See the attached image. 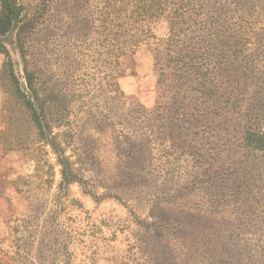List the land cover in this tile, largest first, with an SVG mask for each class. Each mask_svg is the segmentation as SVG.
I'll list each match as a JSON object with an SVG mask.
<instances>
[{
  "label": "rangeland",
  "instance_id": "1",
  "mask_svg": "<svg viewBox=\"0 0 264 264\" xmlns=\"http://www.w3.org/2000/svg\"><path fill=\"white\" fill-rule=\"evenodd\" d=\"M11 3L0 35V264H167L170 235L145 236L141 221L173 223L169 203L199 202L215 180L208 224L225 230L211 257L264 264V151L242 143L245 121L264 127V0ZM173 11L207 94L170 69L166 92L159 82L152 48Z\"/></svg>",
  "mask_w": 264,
  "mask_h": 264
},
{
  "label": "trees",
  "instance_id": "2",
  "mask_svg": "<svg viewBox=\"0 0 264 264\" xmlns=\"http://www.w3.org/2000/svg\"><path fill=\"white\" fill-rule=\"evenodd\" d=\"M141 11L147 13L145 7L141 8ZM157 11L161 12L162 8L157 9ZM13 14L14 8L11 0H0V35H4L9 30ZM152 16L153 14L148 15V17ZM167 28V37L158 39L152 48L155 51L156 63L160 64L161 75L159 82L162 84L164 91L166 92L170 86L167 83L168 73L166 71V69H170L171 75L176 80H182V83L184 78H186V80L196 84L201 93L207 94L209 91L206 86L207 73L198 63V56L195 55L194 50L191 48L190 39H187V42L185 41L183 44L179 43V36L183 33L184 28L177 11H173L169 19H167ZM231 28V24L227 21L223 25L222 30L226 31ZM150 36L156 38L153 33L147 35V37ZM1 46L2 53L8 58V51L3 45ZM12 78H14L13 75ZM108 84L111 85V83ZM24 104L31 110L33 120L39 126V129H42L40 114L38 117L37 111L31 105L29 99H24ZM167 108V105L163 106L164 110H167ZM174 110L178 112L179 107L176 106ZM242 134V143L246 149L264 151V127H258L254 122L245 121ZM61 173L66 179L67 173L64 168ZM215 182L217 183L216 188L220 189L222 183L217 180ZM218 189L205 190L207 194L199 202H193L190 197L182 202H170L167 209L174 222L169 225H166L167 221H161V224L156 222L149 223L147 220L141 221L139 229L144 232L145 236H148L150 227L159 232L165 231V233L170 235V240H167L166 245L173 253V256L167 257V264H221L222 262H229V258L219 257L214 259L216 248L218 246L221 247V245L213 242V236L215 233L225 229L208 224L212 222V218L216 217L219 212V210L215 211V198L216 193H218L216 190ZM187 194L188 192L185 195ZM165 210L166 207L163 211ZM147 250L148 247H145L144 253ZM212 253L214 257H211Z\"/></svg>",
  "mask_w": 264,
  "mask_h": 264
}]
</instances>
